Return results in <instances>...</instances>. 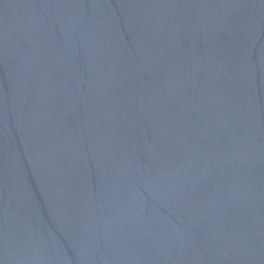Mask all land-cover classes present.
I'll use <instances>...</instances> for the list:
<instances>
[{"label":"water","instance_id":"obj_1","mask_svg":"<svg viewBox=\"0 0 264 264\" xmlns=\"http://www.w3.org/2000/svg\"><path fill=\"white\" fill-rule=\"evenodd\" d=\"M0 264H264V0H0Z\"/></svg>","mask_w":264,"mask_h":264}]
</instances>
